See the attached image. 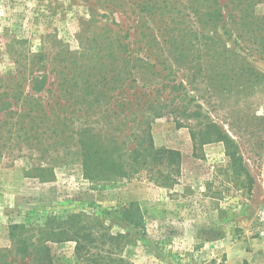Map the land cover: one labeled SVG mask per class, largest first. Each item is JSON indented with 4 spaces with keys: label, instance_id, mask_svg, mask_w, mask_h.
Listing matches in <instances>:
<instances>
[{
    "label": "rangeland",
    "instance_id": "374dc122",
    "mask_svg": "<svg viewBox=\"0 0 264 264\" xmlns=\"http://www.w3.org/2000/svg\"><path fill=\"white\" fill-rule=\"evenodd\" d=\"M247 3L0 0V249L26 236L29 250L49 247L53 264L87 263L73 240L47 237L80 214L94 235L125 234L118 253L129 264H232L245 252L264 264V0ZM161 83L176 86L153 96L164 116L150 132L155 146L180 152L172 181L145 168L86 178L87 132L132 146L138 115L118 106L140 116ZM208 119L231 136L227 146L192 140ZM131 202L137 228L122 219ZM100 239L90 262L114 255ZM3 260L28 257L0 251Z\"/></svg>",
    "mask_w": 264,
    "mask_h": 264
},
{
    "label": "trees",
    "instance_id": "16d2710c",
    "mask_svg": "<svg viewBox=\"0 0 264 264\" xmlns=\"http://www.w3.org/2000/svg\"><path fill=\"white\" fill-rule=\"evenodd\" d=\"M243 1L246 2V0ZM247 1H249V3L245 4L246 8L254 6V3H257L258 0ZM248 11L253 13L252 7L246 12ZM256 49L259 51L258 47ZM156 64L161 66L163 62L156 60ZM180 84L181 83H178L177 85L179 86ZM165 86L173 88L176 84L169 85L167 83H161V88H156L152 97L146 96L143 101L146 108L141 110L142 113L140 112V116L135 113L137 109L134 106L129 107L128 103L127 105L122 103L118 106L124 111L133 110L130 113L136 116L138 115L137 120L135 118L132 123L133 126L129 127V132L126 136L128 140L132 139L134 142L132 146H127V140L118 142V140L113 139L109 144H106L100 141V134L92 133L91 131L87 132L89 138L87 137V140H84L85 138L82 139L84 152H82L81 160L82 172L86 178L94 181H106L118 177L127 178L145 168L150 173V179H154L158 184H168V182L172 181L170 176V172L172 171L171 167L176 166L173 169L175 171L179 169L180 152L172 148L155 146L150 132V123L155 118L164 116V113L160 110L163 104L158 102V104L154 106L151 100L156 99L153 97L155 93L158 94ZM135 124H137L136 127H134ZM202 126L203 128H199L197 132L191 130V138L193 141L197 138H199L201 144L211 141H223L226 146L227 142L232 141L231 136L211 119H208ZM95 135H98V139L93 140ZM229 155L233 163H235L236 160H240V157H237L234 152H229ZM166 168L168 169L167 173L164 172ZM234 171L238 173V169ZM121 214L122 219L133 227L137 228L141 226L142 217L140 208L135 203L131 202L127 204L123 208ZM80 216L82 215H68L67 218L70 221V227L67 230H56L55 232L51 230L47 237H50L49 239H53L54 241L73 240L75 242L74 252L76 257L83 258L86 255V260H88V262H90L89 257L91 256L89 254V243L94 242L96 238H101L100 240L102 243L109 239L115 243L113 247L114 255L110 256V254H108L106 257L101 256L98 261L96 258H91L92 262L83 264H129L120 253H118V250H121L120 241L125 237V234L121 232L109 234L106 228L101 226L102 230L100 229L99 236L94 235L92 231L89 230L90 228L85 225L84 219H81L82 217ZM126 235L129 234L126 233ZM36 245L34 249L29 250L26 236L18 235L15 236L11 249H0V251H3L4 254L14 252L20 254L22 257L27 256L28 261L24 264H53L49 247L44 244V242ZM1 263L2 262H0V264ZM4 263L6 264L5 261ZM9 264H12L11 261H9ZM238 264H248V262L244 259Z\"/></svg>",
    "mask_w": 264,
    "mask_h": 264
},
{
    "label": "crops",
    "instance_id": "0c3cea01",
    "mask_svg": "<svg viewBox=\"0 0 264 264\" xmlns=\"http://www.w3.org/2000/svg\"><path fill=\"white\" fill-rule=\"evenodd\" d=\"M242 245H246V244H242ZM251 256H249V254H247L246 252L245 253H243L242 254V256L238 259V260H236V261H232L231 263L232 264H236V263H239V262H241L243 259H246L247 261H251ZM230 259H231V257H230Z\"/></svg>",
    "mask_w": 264,
    "mask_h": 264
}]
</instances>
